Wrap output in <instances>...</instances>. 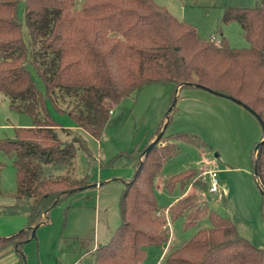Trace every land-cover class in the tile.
Listing matches in <instances>:
<instances>
[{
    "label": "trees",
    "instance_id": "1",
    "mask_svg": "<svg viewBox=\"0 0 264 264\" xmlns=\"http://www.w3.org/2000/svg\"><path fill=\"white\" fill-rule=\"evenodd\" d=\"M222 22L238 23L249 47L233 48L223 37L219 43L214 37L203 39L193 25L154 0H0V93L12 97L13 111L33 120L32 127L17 129L14 139L0 140V152L12 160L17 178V202L3 214L25 213L28 220L19 232L0 236V255L13 250L16 264H26L23 247L36 239L33 230L48 222L49 212L103 185L91 177L98 164L130 168L133 177L122 180L120 225L108 242L95 247L89 264H141L148 248L168 245L170 225L180 219L184 230L206 219L210 227L171 251L165 264H264V249L250 243L228 214L213 207L209 178L201 169L168 176L165 190H179L180 195L167 207L159 204L156 182L164 164L179 153L178 142L206 147L205 142L187 134L167 136L165 131L143 154L161 134L162 121L143 148L103 162L79 134L85 131L100 140L113 107L148 84L222 94L253 113L263 128L254 147L253 173L264 196V0L252 8H227ZM49 104L72 119L75 131L52 118ZM59 132L70 139L61 140ZM80 149L86 152L89 170L82 178L75 174Z\"/></svg>",
    "mask_w": 264,
    "mask_h": 264
},
{
    "label": "rangeland",
    "instance_id": "2",
    "mask_svg": "<svg viewBox=\"0 0 264 264\" xmlns=\"http://www.w3.org/2000/svg\"><path fill=\"white\" fill-rule=\"evenodd\" d=\"M181 21L193 25L201 38H226L233 48H248L236 22L223 23L222 17L229 7L252 8L260 0H154ZM25 2L18 7V17L23 18ZM32 77L42 93L45 87L34 69ZM175 110H169L174 104ZM12 97L0 93V140L14 139L16 130L33 126L32 118L11 109ZM52 118L63 128L75 131L68 115L57 113L49 104ZM110 120L100 140L85 131L79 134L87 142V148L97 160L108 162L124 152L143 148L162 121L167 124L166 135L187 134L205 142L197 147L178 142L179 153L164 164L156 182L157 198L162 207L173 203L179 190L169 193L164 182L189 168L223 173L220 187L223 198L212 195L213 207L228 214L239 233L254 246L264 249V196L253 173V152L263 136V128L257 117L234 101L216 96L206 90L185 88L180 91L170 84H148L137 92L124 96L113 107ZM63 141L69 136L59 132ZM0 236L6 237L22 230L27 224V214H3V210L16 204L17 178L12 160L0 152ZM84 150L77 152L76 176L88 174ZM92 174V173H90ZM102 186L63 201L48 214V222L36 232V239L24 245L26 264H89L94 247L109 241L121 223L120 198L124 189L122 180L133 177L130 168L101 167L98 164L91 176ZM109 178L111 181H107ZM105 182V183H104ZM224 192V193H223ZM183 219L170 225L171 238L167 246L151 247L141 264H165L167 255L189 240L200 229L210 227L202 221L197 227L183 229ZM15 254L10 250L0 259ZM16 255V254H15Z\"/></svg>",
    "mask_w": 264,
    "mask_h": 264
},
{
    "label": "built area",
    "instance_id": "3",
    "mask_svg": "<svg viewBox=\"0 0 264 264\" xmlns=\"http://www.w3.org/2000/svg\"><path fill=\"white\" fill-rule=\"evenodd\" d=\"M214 41L216 43H219L220 39L214 37ZM201 171L203 176H207L209 178V193L212 195H221L222 190L220 187L219 172L216 170H212V171L201 170Z\"/></svg>",
    "mask_w": 264,
    "mask_h": 264
},
{
    "label": "water",
    "instance_id": "4",
    "mask_svg": "<svg viewBox=\"0 0 264 264\" xmlns=\"http://www.w3.org/2000/svg\"><path fill=\"white\" fill-rule=\"evenodd\" d=\"M177 90L179 91V87L177 88ZM216 96H219V97H224V95H222V94H218V93H216L215 94ZM232 100V99H231ZM176 102V101H175ZM175 102H174V104L171 106V108H170V110H169V112L168 113H170L173 109H174V107H175ZM238 104V103H237ZM242 107H244V106H242ZM245 108V107H244ZM168 121H169V117H168ZM168 121H167V124H165L164 125V128H163V130H162V132H161V134L153 141V142H151V144H149V146L145 149V151H144V153L143 154H148L151 150H152V148L160 141V139H161V137L163 136V134H164V132L166 131V129H167V126H168ZM142 154V155H143ZM220 176H222V177H224V175H223V173H220ZM101 184H98L97 186H100ZM39 227H35L34 228V230H33V236H35L36 235V232H37V229H38Z\"/></svg>",
    "mask_w": 264,
    "mask_h": 264
},
{
    "label": "crops",
    "instance_id": "5",
    "mask_svg": "<svg viewBox=\"0 0 264 264\" xmlns=\"http://www.w3.org/2000/svg\"><path fill=\"white\" fill-rule=\"evenodd\" d=\"M221 39V38H220ZM113 113V112H112ZM212 170H216L217 171V169H212ZM212 170H209V171H212ZM219 172V171H218ZM220 174V173H219ZM220 178L221 179H223L224 177H222V176H220ZM109 178H107L106 180H108ZM222 191H223V189H221ZM224 193V192H223ZM97 246V245H96ZM95 246V247H96ZM95 247H94V249H95ZM16 262H17V257H16V255L14 254L13 255V253H12V255L10 254V256H8V257H3V258H1L0 259V264H16Z\"/></svg>",
    "mask_w": 264,
    "mask_h": 264
}]
</instances>
